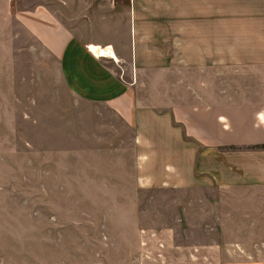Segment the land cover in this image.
<instances>
[{"label": "crops", "instance_id": "1", "mask_svg": "<svg viewBox=\"0 0 264 264\" xmlns=\"http://www.w3.org/2000/svg\"><path fill=\"white\" fill-rule=\"evenodd\" d=\"M17 17L57 58L74 95L134 129L139 188L224 193L208 201L222 218L191 226L200 238L139 229L138 260L264 264L263 243L241 236L264 216V0H62L61 17L44 6ZM108 48L115 58L94 54ZM152 85L186 88L175 101L189 104H172L171 94L159 109L141 103L139 86Z\"/></svg>", "mask_w": 264, "mask_h": 264}, {"label": "rangeland", "instance_id": "2", "mask_svg": "<svg viewBox=\"0 0 264 264\" xmlns=\"http://www.w3.org/2000/svg\"><path fill=\"white\" fill-rule=\"evenodd\" d=\"M37 6L62 15V0H0V264H155L138 260V230L174 227L179 240L200 238L191 226L206 230L222 218L208 201L224 193L139 188L134 129L68 89L57 58L17 17ZM164 94L189 104L175 101L186 88L138 89L157 109ZM226 218L237 230V215ZM260 219L247 221L242 240L264 245Z\"/></svg>", "mask_w": 264, "mask_h": 264}, {"label": "bare ground", "instance_id": "3", "mask_svg": "<svg viewBox=\"0 0 264 264\" xmlns=\"http://www.w3.org/2000/svg\"><path fill=\"white\" fill-rule=\"evenodd\" d=\"M98 57H109V58H115L113 52L108 48V50L103 51H96L94 53Z\"/></svg>", "mask_w": 264, "mask_h": 264}]
</instances>
